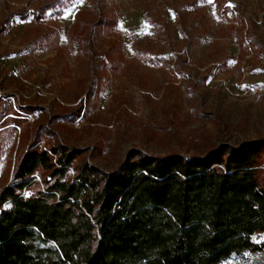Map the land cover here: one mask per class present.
Segmentation results:
<instances>
[{
	"label": "rangeland",
	"instance_id": "rangeland-1",
	"mask_svg": "<svg viewBox=\"0 0 264 264\" xmlns=\"http://www.w3.org/2000/svg\"><path fill=\"white\" fill-rule=\"evenodd\" d=\"M104 14L119 24L91 49ZM40 129L109 172L264 139V0H0V188Z\"/></svg>",
	"mask_w": 264,
	"mask_h": 264
},
{
	"label": "trees",
	"instance_id": "trees-1",
	"mask_svg": "<svg viewBox=\"0 0 264 264\" xmlns=\"http://www.w3.org/2000/svg\"><path fill=\"white\" fill-rule=\"evenodd\" d=\"M118 24L99 17L88 47ZM45 135L0 188V264H223L264 253V139L191 156L133 150L109 172L77 163L83 149L43 145Z\"/></svg>",
	"mask_w": 264,
	"mask_h": 264
},
{
	"label": "built area",
	"instance_id": "built-area-1",
	"mask_svg": "<svg viewBox=\"0 0 264 264\" xmlns=\"http://www.w3.org/2000/svg\"><path fill=\"white\" fill-rule=\"evenodd\" d=\"M37 180H39L40 181V179L38 178Z\"/></svg>",
	"mask_w": 264,
	"mask_h": 264
}]
</instances>
